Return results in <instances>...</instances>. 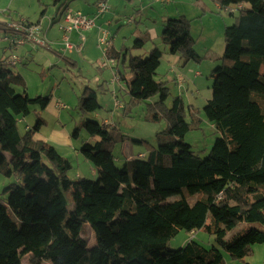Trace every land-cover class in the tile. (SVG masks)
I'll list each match as a JSON object with an SVG mask.
<instances>
[{
  "label": "trees",
  "instance_id": "obj_1",
  "mask_svg": "<svg viewBox=\"0 0 264 264\" xmlns=\"http://www.w3.org/2000/svg\"><path fill=\"white\" fill-rule=\"evenodd\" d=\"M51 1L61 11L69 8L70 0ZM215 1L245 8L226 27L224 55L211 73L213 94L203 112L220 136L206 158L185 142L198 128V109L186 107L182 96L155 79L164 54L159 48L144 57L108 52L116 78L132 75L122 115L159 95L152 119H164L167 128L155 134L156 145L133 139L146 154L119 167L112 148L131 137L117 125L89 118L71 137L81 139L80 153L97 174L93 180L72 181L69 158L36 139L49 126L43 114L52 97L30 98L24 79L1 65L0 168L8 163L5 176L16 182L3 189L8 197L0 201V264H22L25 256L30 264H223V252L241 260L264 244V231L254 227L227 239L242 222L264 224V0ZM9 24L0 27L6 35L15 32ZM25 26L36 25L25 19ZM190 27L185 16L163 25L165 50L180 54L184 63L202 59ZM101 108L96 91L87 88L78 112L88 116ZM33 114L36 123L22 132L20 123ZM81 130L89 139L82 140ZM87 225L93 247L82 236ZM200 230L215 234L218 247L191 240L178 250L168 248L179 232Z\"/></svg>",
  "mask_w": 264,
  "mask_h": 264
},
{
  "label": "rangeland",
  "instance_id": "obj_2",
  "mask_svg": "<svg viewBox=\"0 0 264 264\" xmlns=\"http://www.w3.org/2000/svg\"><path fill=\"white\" fill-rule=\"evenodd\" d=\"M131 1L132 0H113L112 5L107 3L109 10L99 19H96L97 27L89 32H84L82 34L83 37H81L77 31L67 34L63 33L61 28L66 25L65 11H61L59 6H54L51 0H0V27L2 23H13L15 20L26 18L34 24L39 22L40 30H42L44 34L48 35L50 32L52 36H61V38H59V47L54 49H50L48 46L41 47V44L36 45L30 43L18 46L16 49H10L9 43L0 41V69L2 67L1 65H4L5 68L12 70L15 76L22 77L25 81L27 94L30 98L50 96L52 97V101L64 106V108H57L59 119H56L54 113H51L53 117L50 118L49 124L56 125L57 123L58 127L62 125L72 135L76 128L83 129L84 123L89 120V118L99 122H103L107 119L111 124H116L126 134H129V138L131 137L129 140L117 144L112 148V152L116 157V164L119 167L125 165L127 155L137 157L140 151L145 150L144 146L132 142L133 139H145L151 144L156 145L154 136L156 133L165 130L167 128V123L164 119L160 121L152 119L155 113V103L160 98L159 95H156L148 101L130 105L129 112H131V115L128 117L122 115V110L118 109L116 105L118 103L117 106H120V103L124 104L125 101L128 103L129 100L125 94L126 91L119 90V84L113 85L116 78L111 65H115V59H110L108 56H105V47L99 44L100 35L98 34L97 38L95 34L99 29L109 34L110 45L108 48L111 53L121 54L129 52L131 55L144 57L150 54L151 50L154 48H159L161 51L165 52L162 33L166 19L161 17V14L167 10L168 13L173 14L171 16L173 19L181 15L175 13L177 1H157L155 4L154 0H133L134 3H131ZM201 2L211 3L212 0H201ZM68 3V6L70 5L73 8L76 4H80V0H77V2L76 0H70ZM92 5L93 2L90 4L86 2L84 7L87 8H84L83 12L88 13L89 11L87 10L91 8ZM112 6H117V8H112ZM220 7L225 12L235 17L238 15L239 11L245 8V5L238 4L227 7H222L220 5ZM136 8L138 11L135 10ZM118 9L119 12H117ZM58 10L62 13V15L61 13L59 14L61 15L60 20L51 26L52 19ZM43 11L46 12L45 16H42ZM133 14L137 16L138 22H130V19L133 18ZM229 14H227L226 17L232 19L233 17H230ZM86 15L95 18L96 11ZM230 25H232V23L229 24V26ZM197 26H199V24ZM42 32H35L37 40L47 41ZM212 32L213 30H206L204 35L200 37L201 28H193L192 37L195 42L197 41L195 50L201 58H204L202 60L203 67L197 69V72H201L202 77L199 79L195 78L194 74L196 71L190 68L189 64L184 67L183 58L179 54V58L182 61L180 65L181 71H179L180 74L176 75H181L182 79L187 81L185 88H188V93L183 89H179L174 81L171 80L173 76L170 73L171 68L169 63L161 62L162 65L158 69V75L155 76L157 81H162L167 84L174 96H179L178 94L185 92L187 96V98H184L187 104L186 107H190V104H194L189 103V100L198 102L196 107L199 108L198 117L202 120V123L199 125V122H197L198 128L195 124V129L186 135L185 142L190 144L192 150L201 158H206L209 155L215 140L220 136L204 115L203 110L208 101L202 103L204 94H197L199 88H204L206 91L207 84L212 88L214 83V79L210 77V74L214 68H217L218 61L213 57L210 58L209 47L215 42L212 41L214 38ZM4 34L5 33L0 30V38L6 35ZM64 36L69 37L70 44L76 47L79 46L81 49L78 50L75 48L74 51L69 52L65 47L63 40ZM207 38L210 39V44L207 49H204V42ZM140 40L145 41V43L141 48H138L136 42ZM30 47L33 48L30 53L25 52L22 54L24 48L28 50ZM220 48L222 47L217 42L216 50H220ZM13 55L22 59V62L17 66L11 64ZM75 62H78V64L76 65ZM192 63L193 62L190 64ZM195 67H197V65H195ZM113 69L115 70V67H113ZM119 69L123 72L126 71L122 66H119ZM87 88L96 91L98 102L102 108L96 114L83 116L78 112L79 99ZM179 90L182 91V93H179ZM115 91L118 94V98L115 97L118 99L116 105L114 99L115 94L113 93ZM198 99H202L201 102L197 101ZM168 105H170V100ZM190 120V117H188V121ZM24 125V123H20L19 126L22 132L25 131ZM80 135L82 140L89 139V136L84 130H81ZM72 144L73 146L57 145L59 153L69 158L72 162L73 169L69 177L72 181H77L79 179L78 171H82L83 177L92 180L97 179V176L95 177L94 173H92V171H94L92 164L86 161L83 155L80 154L81 139H72ZM7 170L8 163L0 168V201H5L8 197L3 189L9 184L16 182L15 178H8L5 176ZM197 198L196 196L194 202ZM252 227L264 231V224L242 222L228 234L227 239L233 238L237 233H244L248 228L250 229ZM82 236L87 240L90 247L96 244L94 233L88 225L83 228ZM191 240L198 242L207 249L218 247L215 234L200 230L197 231L196 234H191L186 231L179 232L170 240L168 248L170 250H178ZM223 255V264H262L261 259L255 257L234 260L226 252H223ZM22 264H30L28 256L22 259Z\"/></svg>",
  "mask_w": 264,
  "mask_h": 264
},
{
  "label": "crops",
  "instance_id": "obj_3",
  "mask_svg": "<svg viewBox=\"0 0 264 264\" xmlns=\"http://www.w3.org/2000/svg\"><path fill=\"white\" fill-rule=\"evenodd\" d=\"M100 1H103V0H80V4L81 5L80 4H76L73 8L69 5V8L68 9L69 10H73L75 12H81L82 14L86 15V14L93 13L94 11H96V5ZM104 1H105L106 4L109 3L110 5H112V3H113V0H104ZM141 1H144V0H141ZM150 1H153V0H150ZM157 1H160V2L167 1L168 2V0H154V4L157 3ZM172 1H177V7H176L175 13L176 14H181V15H183V16H185V17H187L188 19L191 20L190 31H191V34L192 35H193V28H195V27L201 28V36L200 37H202L204 35V33H205L206 30H209V31L210 30H213L212 33L214 35V38H213L212 41H215V42H214L213 45H211L209 47V44H210L209 43V40L210 39H208V38L205 39V42H204L205 43V48L204 49H207L209 47L210 58L213 57L216 61H218V66H219L221 64V58L224 55L225 46H226L225 36H224L225 29H226L227 26H229V24H231V23L234 24L235 23V21H236L235 17L233 15L225 12L220 7L219 3L217 1H215V0H212L211 3H202L201 0H172ZM76 2H77V0H76ZM86 2L88 4H90L91 2H93L92 7L91 8H88V10H87V11H89L88 13H84L83 12V9L84 8H87V7H84ZM131 3H134V1L132 0ZM112 8H117V6H115V7L112 6ZM135 10L138 11L137 8ZM117 12H119V9L117 10ZM45 14H46V12H45ZM104 14H102L101 16H103ZM227 14H229V16L230 17H233L234 19L233 18L232 19H228L226 17ZM172 15L173 14H170V13L167 12V10H165L163 12V14H161V17H163L165 19H168V18H171ZM181 15H179V16H181ZM100 17H98V19ZM24 19H26V18H24ZM136 21L138 22L139 20H138L137 16H135V14H133V18L130 19V22L135 23ZM95 23H96V20H95ZM198 24H199V26H197ZM35 25H36V27H38L37 30H36V32H39V31L42 32V30H40V24H39V22H38V24H35ZM92 30H94V28ZM1 32H4L5 33V31H1ZM60 32H61V30H60ZM99 32H100V29L95 34L97 38H98ZM43 36L46 37V39L48 41L47 42L45 40L46 41V46L50 47V49H54L56 47H59V45H60L59 44V38H61V36H52L50 32H49L48 35L43 33ZM80 36L83 37L82 35H80ZM69 41H70V39H69ZM196 42H195V45H194L195 48H196ZM217 42L222 47V48H220V50H216V43ZM82 46L84 48V45L83 44H82ZM77 48H79L78 50L81 49V47H79V46ZM83 48H82V50H83ZM32 49L33 48H31V47L28 50L24 48L23 51H22V54L25 53V52L30 53ZM109 53H110V50H109ZM203 59L204 58H202L198 63H195L193 61L184 63V59H183V66L186 67L189 64L190 65V68H192V69H194V71H196V73L194 74V77L197 78V79H199L200 77H202V74H201L200 71H199L200 73L197 72V69H200V68L203 67V63H202L203 62L202 61ZM162 60H161L162 63L163 62H166L167 64L168 63L170 64V68H171L170 73L173 76V78L171 80L174 81V83L178 86L179 89H183V90H185L186 93H188V90H187L188 88H185V85H187V81H184L183 80V83L180 84L178 77L181 76V75H176V74H180L179 71H181L180 65H181V62L182 61L179 58V55L178 54L177 55L170 54V52L166 49L165 52H164V54H163ZM21 61H22V59H21ZM191 62H193V63L190 64ZM75 64L77 65L78 62H75ZM194 64L197 65V67H195ZM215 69L216 68H214L212 70V72ZM261 71H262V73H264V67L261 69ZM131 77H132L131 74H126L124 76L118 74L117 75V78L115 77L116 79H115V82L113 83V85L114 84H116V85L119 84V86H120L119 90L126 91L127 83L131 80ZM210 77H211V74H210ZM185 92L182 93V91L179 90V93H182V94H178V95L179 96H182L183 97V100H184V98H187ZM113 93L115 94L114 95V99H115V105H116V101L118 99H116L115 97L118 98V94H117L116 91L113 92ZM197 94L198 95H203L204 94V99L203 100L202 99H198L197 101H200L201 102V100H202V103H206V101H209L212 98V94H213L212 88H211V86H209V84H207L206 91H205L204 88H199ZM184 103H185V100H184ZM189 103H194V104H190V108L192 110L199 109V108L196 107V105L198 104V102H194V101L189 100ZM60 107H63L64 108V106H62L61 104H59L57 102L52 101L50 103V105L47 108V111L43 114V117L48 122V124H49L50 118L53 117V116H51V113H54L55 118L56 119H59V113L57 111V108H60ZM116 107L118 109L122 110L123 104L120 103V106H117L116 105ZM103 122H105L107 124H110V125H116V124H111L109 122V120H107V119L104 120ZM23 123L26 126L32 127L36 123V116L34 114L33 115H30L29 117H27L26 119L23 120ZM201 123H202V120L199 118V125H201ZM51 125L52 124H49L48 127L42 128L40 134H38L36 136V139L49 142L51 145H53L56 148V150H57V145H62V146L70 145V146H73L71 134H70V132L66 128H64V126L61 125V126L58 127V124L56 123V125H52V128H51ZM212 127L216 130V128L213 125H212ZM145 154H146V151L144 150V151H140L137 156L138 157H144ZM134 157L135 156H133V155H127V158H126V161L125 162H127L129 160H132ZM92 173H94L95 177L97 176L95 170L92 171ZM78 175H79V177H81L82 176V171H80V172L78 171ZM194 233L196 234V232H194ZM191 234H193V233H191ZM249 257L259 258V259H261L262 264H264V244L255 245L253 247V252H252L251 256H249Z\"/></svg>",
  "mask_w": 264,
  "mask_h": 264
},
{
  "label": "built area",
  "instance_id": "obj_4",
  "mask_svg": "<svg viewBox=\"0 0 264 264\" xmlns=\"http://www.w3.org/2000/svg\"><path fill=\"white\" fill-rule=\"evenodd\" d=\"M109 10L107 7V4L103 1L99 2L96 6V17H89L87 15L82 14L81 12H75L73 10L67 9L65 12L66 16V25L62 27L64 34L71 33L72 31H77L80 35L82 33L91 31L93 28L96 27L95 20L96 18L100 17L102 14L106 13ZM9 27L12 29L15 28V32L12 35H5L3 38H0L2 42H6L10 44V49H16L18 46L30 43V44H36L40 45L41 47H46V42L43 40H37V37L35 36V32L38 27L31 26L27 27L25 26V19H21L19 24L17 23H10ZM25 32H24V31ZM100 38H99V44L104 46V52L105 56L108 54V47L110 45L109 35L106 31H103L100 29ZM65 47L69 52H72L75 48L72 44L69 43V37L64 36L63 37ZM9 49V48H7ZM79 49V48H77ZM19 62H21V59L15 57V55L12 56L11 64L17 65ZM180 84L183 83L182 77H178ZM118 105V103H117Z\"/></svg>",
  "mask_w": 264,
  "mask_h": 264
}]
</instances>
